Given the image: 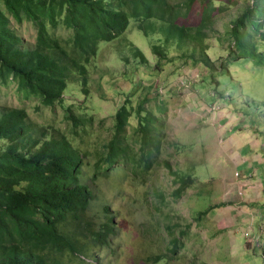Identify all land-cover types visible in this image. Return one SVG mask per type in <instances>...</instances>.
<instances>
[{"label":"trees","instance_id":"obj_1","mask_svg":"<svg viewBox=\"0 0 264 264\" xmlns=\"http://www.w3.org/2000/svg\"><path fill=\"white\" fill-rule=\"evenodd\" d=\"M223 8L229 7L217 8L213 0H206L200 25L190 27L179 24L183 8L170 0H0V83L14 84L18 94L36 99L44 107L59 105L66 120L64 126L42 125L24 107L0 105V264H89V259H97L96 249L110 246L116 227L108 215L109 205L96 202L87 182L108 179L112 171L122 176L121 182L128 170L146 180L159 163L165 121L145 108L148 98L137 107L129 98L114 115L112 137L94 156L78 141L92 134L96 118L83 106L87 100L67 105L66 93L74 87L89 97L91 68L97 63L100 44L120 39L115 42L116 58L124 63L125 71L134 65L131 79L136 89L141 66L161 73L166 64L185 60L187 67L191 62L192 66L218 70L206 40L207 30ZM25 21L36 29L32 45L13 26V22ZM132 21L151 39L154 65L123 37ZM230 35L234 49L229 57L257 60L264 66V52L258 47V40L264 41V0H253L233 21ZM226 65L220 68L229 71ZM134 116L137 125L131 140L128 131ZM90 160L91 177L84 171ZM165 164L177 185L172 197L181 199L197 178L173 171L167 161ZM155 195L165 201L164 192L157 188ZM95 206L105 215L101 223L95 221L100 216L93 212ZM210 210L200 212L199 218ZM168 230V251L175 253L181 240L172 227ZM259 256L264 264V244ZM168 260L167 253L149 258L151 264Z\"/></svg>","mask_w":264,"mask_h":264},{"label":"rangeland","instance_id":"obj_2","mask_svg":"<svg viewBox=\"0 0 264 264\" xmlns=\"http://www.w3.org/2000/svg\"><path fill=\"white\" fill-rule=\"evenodd\" d=\"M170 1L183 8L179 24L200 25L206 0ZM252 2L213 0L217 8L229 7L223 8L207 30L208 54L218 70L192 66L191 62L187 63L191 67H187L185 60L166 64L161 73L141 66L137 70L141 82L136 89L131 79L134 65L125 71L124 63L116 58L115 42L120 39L100 44L97 63L91 68V95L86 97L74 87L66 93L67 105H80L87 100L83 106L96 118L92 134L78 141L94 156L112 137L114 115L129 98L134 107L148 98L145 108L165 121L159 163L146 180L135 177L131 170L121 182L117 171H112L108 179L102 177L93 183L88 180L96 202L109 205L108 215L116 227L110 246L96 249L97 259H89V264H151L149 258L160 253L169 256L161 264H262L259 254L264 244V66L257 60L234 61L229 57L234 49L230 35L233 21ZM13 26L25 42H35L32 23L13 22ZM134 26L132 21L123 37L154 65L151 39ZM258 41L259 51L264 52V41ZM125 54L129 55V51ZM223 63H227L229 71L220 68ZM0 105L24 107L38 124L66 125L59 105L48 108L36 99H26L18 94L14 84L0 83ZM131 124L128 135L133 140L136 116L131 118ZM233 133L237 139H230ZM166 161L173 171L197 178L196 185L181 199L172 197L177 185ZM86 162L84 171L91 177V160ZM155 188L164 192V202L156 197ZM221 204L228 205L216 208ZM100 209L93 208L100 215L95 219L98 223L105 217ZM206 210H210L207 216L199 218L200 212ZM169 226L182 244L175 253L168 251Z\"/></svg>","mask_w":264,"mask_h":264},{"label":"crops","instance_id":"obj_3","mask_svg":"<svg viewBox=\"0 0 264 264\" xmlns=\"http://www.w3.org/2000/svg\"><path fill=\"white\" fill-rule=\"evenodd\" d=\"M230 136H231V138H230V139H232V140H233V139H237V137H235V136H234V133H233V134H231ZM253 167H254V166H253ZM251 175H252V172H251V174H250L248 177H251Z\"/></svg>","mask_w":264,"mask_h":264},{"label":"built area","instance_id":"obj_4","mask_svg":"<svg viewBox=\"0 0 264 264\" xmlns=\"http://www.w3.org/2000/svg\"><path fill=\"white\" fill-rule=\"evenodd\" d=\"M238 175V174H237Z\"/></svg>","mask_w":264,"mask_h":264}]
</instances>
